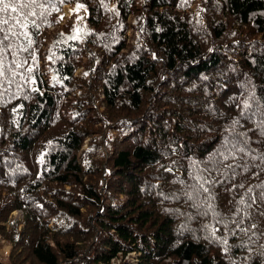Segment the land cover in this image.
<instances>
[{
    "label": "trees",
    "instance_id": "trees-1",
    "mask_svg": "<svg viewBox=\"0 0 264 264\" xmlns=\"http://www.w3.org/2000/svg\"><path fill=\"white\" fill-rule=\"evenodd\" d=\"M0 19L3 264H264V0Z\"/></svg>",
    "mask_w": 264,
    "mask_h": 264
},
{
    "label": "snow or ice",
    "instance_id": "snow-or-ice-1",
    "mask_svg": "<svg viewBox=\"0 0 264 264\" xmlns=\"http://www.w3.org/2000/svg\"><path fill=\"white\" fill-rule=\"evenodd\" d=\"M35 2L36 0H27V2H21V0H16V3H9L6 2V0H0V5H2V7H0V13H16L18 9L23 10L24 8H31V6L35 4ZM31 15H35V12H32ZM9 18L15 21L17 24L21 23V21L15 15L10 16ZM0 23L8 24L9 19H0ZM22 26L26 27L27 25L22 24ZM205 191H207V189H205Z\"/></svg>",
    "mask_w": 264,
    "mask_h": 264
},
{
    "label": "rangeland",
    "instance_id": "rangeland-1",
    "mask_svg": "<svg viewBox=\"0 0 264 264\" xmlns=\"http://www.w3.org/2000/svg\"><path fill=\"white\" fill-rule=\"evenodd\" d=\"M69 8H72V7L70 6ZM63 15H64V18H68L69 16L73 18V13L67 10H63ZM83 21L84 20L82 19L81 22ZM106 183L107 181H105V184ZM13 216L22 217L21 213L19 212H15ZM11 249H12V246L8 242L1 240L0 238V264L5 263V261L8 259V256L12 251ZM132 256H135V255H132Z\"/></svg>",
    "mask_w": 264,
    "mask_h": 264
},
{
    "label": "built area",
    "instance_id": "built-area-1",
    "mask_svg": "<svg viewBox=\"0 0 264 264\" xmlns=\"http://www.w3.org/2000/svg\"><path fill=\"white\" fill-rule=\"evenodd\" d=\"M68 18H71L70 16Z\"/></svg>",
    "mask_w": 264,
    "mask_h": 264
},
{
    "label": "clouds",
    "instance_id": "clouds-1",
    "mask_svg": "<svg viewBox=\"0 0 264 264\" xmlns=\"http://www.w3.org/2000/svg\"><path fill=\"white\" fill-rule=\"evenodd\" d=\"M64 19H66V18H64Z\"/></svg>",
    "mask_w": 264,
    "mask_h": 264
},
{
    "label": "water",
    "instance_id": "water-1",
    "mask_svg": "<svg viewBox=\"0 0 264 264\" xmlns=\"http://www.w3.org/2000/svg\"><path fill=\"white\" fill-rule=\"evenodd\" d=\"M106 185V184H105Z\"/></svg>",
    "mask_w": 264,
    "mask_h": 264
}]
</instances>
